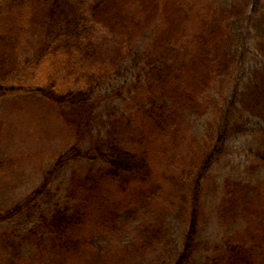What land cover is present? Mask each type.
I'll use <instances>...</instances> for the list:
<instances>
[{"label":"trees","instance_id":"16d2710c","mask_svg":"<svg viewBox=\"0 0 264 264\" xmlns=\"http://www.w3.org/2000/svg\"><path fill=\"white\" fill-rule=\"evenodd\" d=\"M134 1L138 5L135 16L142 15L143 20L148 21L157 14L158 0ZM3 3L8 5V17L15 28L4 34L0 28V45L9 43L8 39L15 41L14 37L9 36L16 29L18 37H23L26 46L29 42L30 46H36V52L30 64H24L20 58L23 62L20 67L16 61L10 60V55L0 51V71L9 66L19 76L37 81L41 78L49 83L51 91L47 94L48 99L72 125L80 129L84 123L83 129L86 131L78 132L85 134L88 131L87 138L94 141L87 151L71 144L60 153L50 171L45 174L43 184L23 204L26 206L42 198L49 192V186L59 173L72 166L66 190L70 201L65 202L64 207L55 206L50 215H42L40 222L26 236L34 244L37 264H145L148 255L169 238L165 215L158 214L152 221L144 219L137 224L134 222L131 229L134 235L128 242L121 237L125 232L123 226L128 220L121 221L119 218L125 210L134 212L145 199L151 198V189L138 187L152 176L151 154L130 148L123 140L119 141L113 131L115 121L119 123L114 112L108 113L106 133L93 135L94 130L89 126L96 110L90 103L97 89L103 86L106 78H110L107 76L111 71H121L120 65L129 53H135L134 49L131 50V41L108 47L102 45L101 40L106 36V40L112 39L120 25L123 40H130L134 36L132 28L138 27L133 21L130 22L132 28L126 26L128 15L120 12L125 5L118 6L116 0H53L47 2L39 12H31L32 5L27 0H6ZM170 3L173 2L168 0L167 4ZM213 3H216L214 10L221 11L219 16H213L215 21H224L223 18L227 16L229 23L232 24L235 19L242 24L236 29L238 35L231 36L229 43L230 38L226 37L225 43L221 40L215 46H209L208 39L201 36L202 46L194 57L189 63L177 66L174 64L178 61L170 63L160 60L155 56L154 48L142 55V74L135 76L133 88L136 90L134 101L139 106V116L143 121L138 118L139 123L136 121L135 126L152 130L145 140L164 135L168 127L169 131L179 132L180 112L184 110L201 113L203 106L199 95L207 90L215 77L225 74L228 67L235 70L238 76L234 78L229 95L222 100L221 106L216 105V109L221 110L225 118L229 114L240 113V121H245L244 114L247 111L252 117L264 122V45L261 43V39L264 40V1L214 0ZM112 5L115 8L107 11V7ZM19 7L22 9L18 12ZM170 7L180 11L174 3ZM209 10L212 11V8ZM2 14L6 18L5 13ZM20 14L25 19L24 23L18 21ZM32 33L35 36L33 38ZM255 37L260 38L258 43L250 42ZM226 43L227 47L224 45ZM18 44L20 48L21 42L18 41ZM140 87L141 94L145 93L143 100L139 96ZM41 89L37 88L38 91ZM156 90L171 99L169 105L156 106L153 93ZM18 91L2 85L0 98ZM69 107L80 109L81 116L70 118V112L66 114L65 110ZM238 122L235 130L243 131L245 124ZM131 128L128 123V134ZM221 144L222 138L218 136L214 148L205 155L199 177L218 157ZM258 158L264 162V152ZM79 162L87 163L77 166ZM194 195L196 198L197 193ZM196 203L193 204L189 227L173 264H190L197 250L199 214ZM257 205L253 212L245 214L237 202H230L227 206L230 218L239 217L248 222V227L246 232L236 231L228 234L222 244H214L212 249L218 253L216 257L208 255L206 264H264V208L260 212ZM22 207L0 213V222L17 216ZM257 213L258 219L249 218ZM90 227L95 228V234L91 237L86 231ZM97 235L104 238L102 244L97 241Z\"/></svg>","mask_w":264,"mask_h":264},{"label":"rangeland","instance_id":"374dc122","mask_svg":"<svg viewBox=\"0 0 264 264\" xmlns=\"http://www.w3.org/2000/svg\"><path fill=\"white\" fill-rule=\"evenodd\" d=\"M5 1L0 0V10L6 15L4 18L0 12L2 34L15 28L8 17V5L3 3ZM27 1L32 5L31 12H39L47 2L53 0ZM167 1L158 0L157 14L146 21L143 20L144 16L134 15L138 8L136 1L116 0L118 6L125 5L120 12L128 15L126 26L132 28L130 22L133 21L138 28H132V39L123 40L120 25L112 39L106 40V36L101 40L102 45L116 47L117 43L131 41V50L134 49L135 53H129L120 65L121 71H111L107 76L110 78H106L103 86L97 89L90 103L96 110L89 126L94 130L93 135L106 133L108 113L114 112L119 123L115 121L113 131L119 141L123 140L128 147L151 154L152 176L149 181L138 186L140 189H151V198L145 199L134 212H123L119 220L127 219L128 223L123 226L125 232L121 235L122 239L125 242L132 239L134 222L137 224L144 219L152 221L163 213L169 238L148 255L145 264H173L189 227L193 204L197 202V250L190 264H206L208 255L216 257L218 253L212 249L214 244L220 245L228 234L236 231L244 233L248 227L247 221L239 217L231 219L228 215L227 206L231 201L237 202L245 214L253 212L256 204L260 212L264 208V162L258 158L264 152V122L252 117L247 111L244 114L245 121H240V113L229 114L225 118V114L216 109V105L221 106L222 100L229 95L234 78L238 76L235 70L228 67L225 74L215 77L207 90L199 95L203 106L201 113L184 110L180 112L179 132L169 131L168 127L164 135L145 140L152 130L135 126L141 117L139 106L134 101L136 90L133 88L135 76L142 74L144 52L154 48L155 56L160 60L170 63L178 61L174 64L176 66L189 63L202 46L201 36L208 39L209 46H215L221 40L225 43L226 37L230 38L229 43L231 36L238 35L236 29L242 26L235 19L232 24L229 23L227 16L223 18L224 21H215L213 16H219L221 11L214 10V0H169L180 11H174L170 7L173 3L168 5ZM114 8L115 5L107 7V11ZM21 9L19 7L18 12ZM17 18L24 23L21 14ZM9 37H14L15 41L8 39L9 43L0 45V51L10 55V60L16 61L20 67L23 65L20 58L24 64H30L36 46H30L31 42L26 46L23 37H18L16 29ZM31 37H35L33 33ZM155 38L157 41H154ZM258 40L260 38L255 37L250 42L258 43ZM18 41L21 42L20 48ZM33 42L35 44V38ZM228 43L224 44L225 47ZM261 43L264 45L263 39ZM2 85L19 90L0 98V213H6L21 208L28 197L40 188L45 174L50 171L60 153L71 144L87 151L94 141L87 138L88 131L85 134L78 132L86 131L83 129L84 123L80 129L72 125L48 99L47 94L51 89L43 79L37 81L19 76L12 67L5 66L4 71H0ZM39 87L43 89L38 91ZM141 90L140 87L139 96L143 100L145 93L141 94ZM153 93L157 107L171 102L164 93L158 90ZM65 110L66 114L70 112V118H78L82 113L77 108ZM122 114L125 115L124 119ZM236 122L245 124L243 131L235 130ZM128 123L132 126L129 134L126 131ZM218 136L222 138L218 157L199 177L205 155L214 148ZM86 163L79 162L77 166H85ZM71 170L72 166L62 170L49 186V192L38 201L23 206L17 216L0 222V264H37L34 244L26 236L40 222L42 215H50L55 206L64 207V203L70 201L66 190ZM194 193H197L196 198ZM249 218L258 219L259 214L250 215ZM86 231L90 237L95 234V228L90 227ZM97 238L99 243L104 242L102 236L97 235Z\"/></svg>","mask_w":264,"mask_h":264}]
</instances>
